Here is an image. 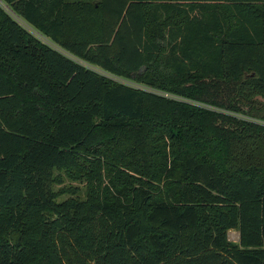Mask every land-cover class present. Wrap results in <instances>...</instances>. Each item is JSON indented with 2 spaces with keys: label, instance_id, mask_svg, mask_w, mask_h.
<instances>
[{
  "label": "trees",
  "instance_id": "trees-1",
  "mask_svg": "<svg viewBox=\"0 0 264 264\" xmlns=\"http://www.w3.org/2000/svg\"><path fill=\"white\" fill-rule=\"evenodd\" d=\"M2 2L0 264H264V0Z\"/></svg>",
  "mask_w": 264,
  "mask_h": 264
},
{
  "label": "rangeland",
  "instance_id": "rangeland-1",
  "mask_svg": "<svg viewBox=\"0 0 264 264\" xmlns=\"http://www.w3.org/2000/svg\"><path fill=\"white\" fill-rule=\"evenodd\" d=\"M0 6L10 15L13 17V19H15L16 21H18L24 28L27 32H29L30 34H32L33 36H35L36 38H38L40 41L46 43V44H49L50 46L56 48L57 50L63 52L64 54L70 56L68 53H66L65 51H63L62 49H60L59 47H57L56 45H54L52 42H50L47 38H45L44 36H42L39 32H37L34 28H32L31 26L27 25L16 13H14V11H12L8 5H6L5 3L2 2V0H0ZM102 72V71H100ZM112 78L116 79V80H119L121 82H126L128 84H132L130 83L129 81L125 80V79H122V78H117V77H114V76H111ZM138 87H142L143 89H146L148 91H152L153 93L155 94H160V95H163L165 97H169L171 98V94H168V93H164V92H161L159 90H154V89H151V88H147V87H143V86H138ZM173 96V95H172ZM175 97V96H173ZM197 104V103H196ZM212 111H215L216 113H221L222 115H225L224 117L228 118V123L231 124V125H234V121L236 119L238 120H248L250 122H254V123H263V122H260L261 120H259L258 118H246L245 116H243L241 113L239 112H236V111H232V110H229V109H225V108H222V107H214V106H210V107H206ZM224 120L222 119H219V118H212L211 120V124H214V123H223L224 124ZM238 123V122H237ZM264 124V123H263ZM69 187H78L80 188V190L83 188V184L82 183H79L77 181H74L72 179H70L69 177H67L63 172H62V178L60 180V182L56 183L55 186H54V189L56 191H61V190H64V192L62 194H59L57 196V200H61L63 199L64 197L68 196L69 194ZM67 189V190H66ZM238 237H239V233L234 230V229H231L228 231V238L229 240L231 241H237L238 240Z\"/></svg>",
  "mask_w": 264,
  "mask_h": 264
},
{
  "label": "built area",
  "instance_id": "built-area-1",
  "mask_svg": "<svg viewBox=\"0 0 264 264\" xmlns=\"http://www.w3.org/2000/svg\"><path fill=\"white\" fill-rule=\"evenodd\" d=\"M107 76H109V77H111L110 75H107ZM112 78V77H111ZM114 79V78H113ZM116 80V79H115ZM119 81V80H118Z\"/></svg>",
  "mask_w": 264,
  "mask_h": 264
}]
</instances>
